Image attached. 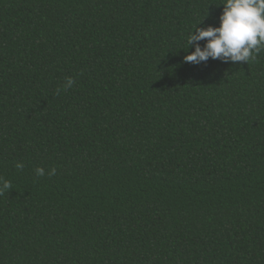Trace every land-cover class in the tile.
Masks as SVG:
<instances>
[{
	"label": "trees",
	"instance_id": "obj_1",
	"mask_svg": "<svg viewBox=\"0 0 264 264\" xmlns=\"http://www.w3.org/2000/svg\"><path fill=\"white\" fill-rule=\"evenodd\" d=\"M222 2L0 0V264H264V52L184 61Z\"/></svg>",
	"mask_w": 264,
	"mask_h": 264
},
{
	"label": "clouds",
	"instance_id": "obj_2",
	"mask_svg": "<svg viewBox=\"0 0 264 264\" xmlns=\"http://www.w3.org/2000/svg\"><path fill=\"white\" fill-rule=\"evenodd\" d=\"M223 11L218 26L197 27L196 24L187 37V44L194 46V51L184 56V61L193 64L207 62L209 58L222 62L255 61L264 52V0H223ZM205 41L200 45V41ZM187 48V49H188ZM75 81L68 77L64 89L71 88ZM60 89H57L59 94ZM17 169L24 167L16 163ZM37 176H44L45 169H35ZM52 168L49 176L55 175ZM12 189L11 182L0 177V195Z\"/></svg>",
	"mask_w": 264,
	"mask_h": 264
}]
</instances>
